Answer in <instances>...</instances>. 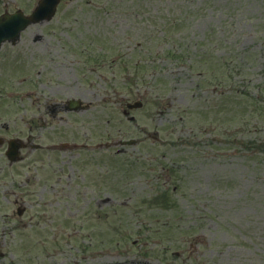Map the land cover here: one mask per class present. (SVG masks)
I'll list each match as a JSON object with an SVG mask.
<instances>
[{
    "label": "rangeland",
    "instance_id": "1",
    "mask_svg": "<svg viewBox=\"0 0 264 264\" xmlns=\"http://www.w3.org/2000/svg\"><path fill=\"white\" fill-rule=\"evenodd\" d=\"M1 86L25 141L47 102L90 106L35 131L83 148L0 145V264H264V0H61L2 45Z\"/></svg>",
    "mask_w": 264,
    "mask_h": 264
},
{
    "label": "flooded vegetation",
    "instance_id": "2",
    "mask_svg": "<svg viewBox=\"0 0 264 264\" xmlns=\"http://www.w3.org/2000/svg\"><path fill=\"white\" fill-rule=\"evenodd\" d=\"M48 73L49 72L46 71V70L44 72L41 71L40 72V78L41 79L42 78L48 79L49 78V75H47ZM53 73L54 72H52V74ZM56 73L60 76V78H62V79L64 78V72L61 73L60 71H58ZM38 85H39V87L46 86V83L45 82H41ZM34 89H36V86H34ZM34 96H36V94H34ZM82 97L83 98L84 97L88 98L89 95L88 96L87 95L85 96L83 94ZM92 97H95V95L92 94ZM65 107H67V105L66 104H63V103H57V104H53V105L50 104V103L49 104L46 103V105L44 106L43 110L39 109V110H41V112L39 113V115L35 111L36 113L34 112V117H33V120H35V121H34V124H32L31 127H30V138H29L30 141L34 140L33 139L35 137L34 134H35V131L38 128L42 129V128H45V127L52 126V124L54 123L53 121L56 120V119H59L60 121L63 120V118H64L63 114L68 113V111L65 110ZM79 112H81V111H79ZM50 119H52V121ZM37 120H39V122L41 123L40 126H38V123L36 122ZM0 128L4 132L11 133V130H10L11 127L9 125H5V124L2 123L1 126H0ZM12 133H14V128L12 130ZM5 140L7 141V138H5ZM4 144H5V141L3 140L2 145H4ZM34 144H37V143L35 142ZM0 176H2V173H0Z\"/></svg>",
    "mask_w": 264,
    "mask_h": 264
},
{
    "label": "water",
    "instance_id": "3",
    "mask_svg": "<svg viewBox=\"0 0 264 264\" xmlns=\"http://www.w3.org/2000/svg\"><path fill=\"white\" fill-rule=\"evenodd\" d=\"M57 2L58 0H44L31 18H25L20 14H8L4 17H0V42L3 40L5 34L15 31L18 26L19 28L17 30L19 31L25 28L31 20H38L45 17L50 18L55 11Z\"/></svg>",
    "mask_w": 264,
    "mask_h": 264
}]
</instances>
